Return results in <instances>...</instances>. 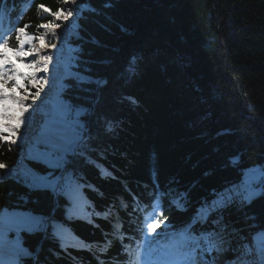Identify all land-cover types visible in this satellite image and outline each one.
Segmentation results:
<instances>
[{"label": "trees", "instance_id": "1", "mask_svg": "<svg viewBox=\"0 0 264 264\" xmlns=\"http://www.w3.org/2000/svg\"><path fill=\"white\" fill-rule=\"evenodd\" d=\"M64 1H3L14 12L6 18V24L14 21V26L2 45L13 61L21 62V43L64 10ZM75 1L78 13L66 41L75 50L65 58L72 62L66 60L70 74L59 78L60 96L66 105L83 109L84 121L73 129L76 135L82 130L92 138L91 145L106 156L103 164L112 172L120 168L122 179L127 178L126 167L127 179L144 181L119 182L116 175L100 179L96 169L81 159L87 181L104 198L94 192L86 195L102 209L120 193L133 212H142L132 208L139 199L148 200L138 205L153 206L165 198L155 219L161 224L153 235L172 239L171 248L184 246L183 225L191 211H177L173 200L178 190L190 193L194 211L203 198L213 199L212 190L223 194L243 182L247 170L264 171V0ZM44 5L55 11L48 15ZM130 65L131 70L140 66L137 75L126 70ZM18 147H22L18 142L7 144L0 139V162L7 168L17 161ZM97 152L92 155L97 157ZM27 163L39 172L47 171L41 164ZM150 163L158 176L149 178ZM11 177L15 175L0 170V209L27 215L31 209L50 210L51 196L44 191L31 192L30 198L37 203L24 205L20 197L28 190ZM262 179L264 175L251 186H264ZM149 186L158 187L164 195L152 200L144 194ZM132 190L139 192L136 201ZM81 206L75 207L72 221L59 231V243L67 254L61 252V258H56L48 248L59 251V247L48 241L41 253L42 260L47 257L44 264H98L97 257L103 264H133L145 239L147 218L137 217V236L132 237L127 233L132 223L129 214L120 210L106 221L95 219L83 201ZM246 214L264 222V198L251 205L233 204L224 216L230 226L247 233L253 230L248 228L252 222L245 219ZM89 218L99 227L86 222ZM114 218L122 222L119 231H113ZM20 236L26 248L39 240L26 229ZM72 241L83 244L73 246ZM261 243L257 241L258 246ZM0 262L31 264L18 246L9 260L0 258Z\"/></svg>", "mask_w": 264, "mask_h": 264}, {"label": "snow or ice", "instance_id": "2", "mask_svg": "<svg viewBox=\"0 0 264 264\" xmlns=\"http://www.w3.org/2000/svg\"><path fill=\"white\" fill-rule=\"evenodd\" d=\"M44 9L47 10L48 15L55 11L45 5L42 6V10ZM45 28H48L49 32H44ZM57 31L55 25L43 24L40 27V32L44 34L38 37L32 36L33 42L38 40L39 46L35 55L39 57L38 63L43 66L37 69L34 64H29L27 61L25 63L28 68L33 69L31 76L35 79L32 80V84L36 88H40L46 83L41 77L48 71L47 63L51 58L42 53L50 47L48 36ZM46 94L47 89L41 93L42 96ZM42 113L46 117L40 132V135L44 137L42 141L44 148H40V142L37 143L38 155L33 159V163L41 164L47 171L39 172L35 168L24 166L15 177H11L14 182L20 183L28 190V194L20 197L24 205L37 203L35 199L30 198L31 192L44 191L51 196V207L47 213L31 209L24 221L28 226L27 234L39 236L34 247L21 246V228L18 227L21 222L16 219L19 213L0 209V246L16 244L20 254L30 260L31 264H44L47 257L42 260L41 253L48 241L56 243L59 247V251L51 247L48 248V251L56 258H61V252L67 254L65 246L59 243V231L62 225L72 221L73 211L81 201L92 210L95 219L107 221L113 217L114 211H118L115 203L97 209L95 202L86 195L88 192H94L99 198H104V193L95 184L87 181L81 170V159L84 164L96 169L100 179L116 178L111 169L103 164V160L106 159L104 153L97 152V149L90 143L92 138L86 136L82 130L78 135L74 134L72 122L68 120L67 113L62 110L59 101L53 103L50 110H42ZM108 130L112 131L111 124H109ZM0 132L9 134L12 129L5 126ZM93 152H97L98 158L92 155ZM0 166L7 167L3 162H0ZM12 171H16V169L13 168ZM262 184H264V179H262ZM226 191L232 193L227 198L222 193L212 190L213 199L203 198L196 205L194 211L190 193L187 190H178L175 193L173 204L177 211H191V215L183 225L186 264H264V222L258 223L256 215L246 214L245 219L252 222L248 228L253 231L245 233L243 229L230 226L224 216L227 209L237 200L241 206H244L251 205L256 199L264 198V186L253 188L249 185L242 192L235 188H229ZM130 195L133 196L134 201L137 200L135 194L130 193ZM150 195L152 200H155L157 196L164 195V193H161L160 189L156 187ZM118 199L120 208H126L127 202L123 197ZM95 219L89 218L86 222L93 224L94 227H99L95 223ZM163 223H167V221H163ZM160 224L161 221H153L148 224V232L155 233ZM112 228L113 231H119V223L113 222ZM13 232L16 233L15 240L10 239V234ZM258 240L262 243L256 246ZM84 250H90V247H86ZM97 259L98 264H103L99 257Z\"/></svg>", "mask_w": 264, "mask_h": 264}, {"label": "rangeland", "instance_id": "3", "mask_svg": "<svg viewBox=\"0 0 264 264\" xmlns=\"http://www.w3.org/2000/svg\"><path fill=\"white\" fill-rule=\"evenodd\" d=\"M64 7V10H61L54 14V17H51L49 22L43 23L48 25H55L56 29L58 30L55 34H50L48 36L50 47L42 53L43 55H47L51 58L47 63L48 71L45 72L41 77V79L46 81L44 85H42L40 88L34 87V85L32 84V80L35 78L31 76L33 69L28 68L25 63L27 61V63L29 64H34L37 69L43 66L38 63L39 57L35 55V51L39 46L38 40L37 42L24 43V49L21 52L25 57V62L23 64L16 65L9 62L5 52L2 53V55H4L2 58L3 60L0 59V62H5L10 69L9 72H5L2 67H0V75H6V82H12L14 84L15 77H17V74L20 73V76L25 79V83H27V86H25L24 83V86H22V89H20L19 91H17V89L15 88L10 89V91L5 85H2L3 88L0 87V95H2L3 93L12 92L20 99V101L18 102L7 101L5 103L8 115L0 119V130L7 126L8 128L12 129V132L9 134L0 132V134L4 137H7L9 140L22 143V148L25 149L24 152L29 157L33 158H37L38 155L36 151V145L38 142H40V148H44V144L42 143L44 137L40 135V132L46 117L43 115L42 110H50L52 108V105L50 103L59 101L62 110L67 113L68 120L72 122L73 128H75L74 124L76 123V118L83 112V109L66 105V102H64L62 96H60L59 93L62 88L60 87L61 84L58 82V79L60 75L65 71L63 68L66 69L67 65H65L64 63H60L59 58H66L72 50H75V47L72 48L68 46L66 44V41L70 26H74L73 20L75 18V14L78 13L77 7L79 6L75 0H65ZM61 13H63V15H61ZM40 27L38 31L39 36L44 34L40 32ZM44 32H49V29L45 28ZM66 60L70 63L72 62L69 59ZM1 65L2 64L0 63V66ZM45 89H47V94L42 96L41 93L44 92ZM74 134H76L75 130ZM19 160V163H23L22 158H20ZM4 169L7 170V172H11L12 174L18 173V170L12 171V169ZM20 169H22V167ZM251 170L253 172L250 175L245 176L243 182L238 184L239 186H249V184L252 185L251 183H257V180L259 179L260 181L262 175H264L263 170H259L256 168H252ZM77 206H79V208L82 207L81 202ZM7 211L19 213V215L16 217V219L21 222L20 224H18V227L21 228L20 231L24 229L27 230L28 226L26 223H24L28 216L26 213L15 210ZM15 237V232L10 234V239L15 240ZM258 242L261 241L258 240ZM256 246H258L257 242ZM5 248H2V246H0V254H5L7 252H12L14 254L15 250L17 249V245L6 244ZM143 255H145V257L143 258L144 260H150L147 257L148 254L143 252ZM139 261L141 263L142 260L140 259Z\"/></svg>", "mask_w": 264, "mask_h": 264}, {"label": "bare ground", "instance_id": "4", "mask_svg": "<svg viewBox=\"0 0 264 264\" xmlns=\"http://www.w3.org/2000/svg\"><path fill=\"white\" fill-rule=\"evenodd\" d=\"M6 1H9V0H6ZM53 17H54V15H53ZM1 19H3L2 17H1V15H0V20ZM8 26V25H7ZM69 34V33H68ZM131 57H129V59H130ZM131 59H134V58H131ZM3 60V59H2ZM65 60V58L64 57H62V58H59V62L60 63H64V64H68V62L67 61H64ZM140 60H141V58H140ZM141 62V61H140ZM2 65L0 66V67H2V69L5 71V72H9L10 71V69H9V66H7L6 65V63L5 62H0ZM138 63H139V61H138ZM136 69H139L140 70V66H137V65H135L134 66V68H133V66H132V70H131V65H130V67L128 66V69H126V70H128V72L131 74V76L132 75H137L138 73H139V71L138 70H136ZM137 72V73H136ZM70 74V72L69 71H67V70H65L64 72H63V74H61V75H69ZM78 77L81 79V78H83V76L82 75H78ZM129 79H130V77H128ZM10 86H13V88H15V89H19L20 87H22L21 85H16V87H15V85L11 82L10 83ZM1 87V86H0ZM11 91V90H10ZM18 91V90H17ZM7 101H9V102H18V101H20V99H19V97L17 96V95H14V93H12V92H7V93H3L2 95H0V119L2 118V117H4V116H6V115H8V112H7V108L5 107V103L7 102ZM80 109V108H79ZM83 118L82 117H80V115L76 118V123L75 124H77V125H79V126H81L82 125V123H83ZM0 139L3 141V143H9V142H11V143H16V142H14V141H12V140H9L8 138H6V137H4L3 135H1L0 134ZM9 141V142H8ZM18 149L20 150V153H18V155H17V157H18V159H17V161H15V163L12 165V167H10L11 169H13V168H15L16 170H20V168L22 167H24V166H27V162L28 161H33V159H35V158H33V157H29L25 152H24V148H22V147H18ZM20 158H22L23 159V163H19L20 162ZM151 163H152V160H151ZM150 163V165H149V178L151 177V176H154V175H156V176H158V174H157V171H156V168H155V166L153 165V164H151ZM29 167V166H28ZM128 168H126L125 167V169H124V171H125V173H126V177L127 178H129V175H128V173H127V170ZM17 171V172H18ZM247 172H249V175L253 172L251 169H249V170H247ZM113 173H114V175H116V177H118V178H121L120 180H119V182H123V181H131V182H144V181H139V180H135V179H122V176H121V173H123L122 171H121V169L119 168V169H116L115 171H113ZM139 179V178H138ZM259 181V179L257 180V182ZM239 183H237V184H234L233 185V188H235L237 191H243L246 187H247V185L245 186V185H241V186H239L238 185ZM253 187V186H252ZM229 188H232V186H230ZM229 188H227V189H229ZM254 188V187H253ZM154 189V187L153 186H149L148 187V189L146 190V191H144V194L145 195H147V196H150L151 197V195H150V193H151V191ZM225 192L223 193V195L225 196V198H227V196H229V195H231L232 193H229V192H227L226 190H224ZM133 194H139V192L137 191V190H132L131 191ZM163 196V195H162ZM120 197H122L121 196V194L120 193H117L116 195H113V197H111L110 198V200H109V204H111V203H115L116 204V206L119 208V209H117L118 211H114V213L115 214H118L119 213V211L120 210H122V211H124L126 214H129L130 216H131V218H132V223H130V224H128L127 225V233L130 235V236H132V237H135V236H137V227H138V225H139V220H138V218L137 217H139L140 219H143V220H145L146 218H147V221H149L150 220V218H153V219H157V217L160 215V213H161V210H162V207H163V205H164V203L165 202H167V200L165 199V198H161V199H159L158 201H156L155 203H154V205L153 206H147V205H138L137 203H143V202H146V200H148L147 198H144V200H137L136 202H134L133 203V205H132V208H136L137 210H142V212H138V211H135V212H133L132 211V209H131V207H130V205L127 203V207L126 208H124V209H122V208H120V203H119V199L118 198H120ZM217 198H219V197H217ZM172 199V198H171ZM137 204V205H136ZM234 205H236V206H240V203H239V200H237V202L234 204ZM146 212V213H145ZM114 220L116 221V222H118L119 223V226H121L122 225V222H120V221H118V220H116L115 218H114ZM112 223H113V221H111ZM116 232H114V234H115ZM248 233V232H247ZM117 239H119V238H117ZM127 240V238H125L124 239V241H126ZM134 240L135 241H137V238H134Z\"/></svg>", "mask_w": 264, "mask_h": 264}]
</instances>
